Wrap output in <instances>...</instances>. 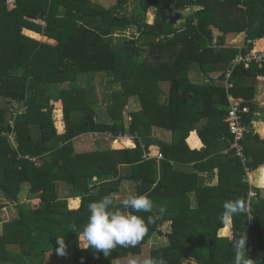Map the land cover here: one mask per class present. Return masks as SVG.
<instances>
[{"label": "trees", "instance_id": "16d2710c", "mask_svg": "<svg viewBox=\"0 0 264 264\" xmlns=\"http://www.w3.org/2000/svg\"><path fill=\"white\" fill-rule=\"evenodd\" d=\"M113 1L0 0V192L17 206L14 218H0V264H44L47 254L58 252L60 238L72 264H113L115 258L139 254L157 235L166 241L153 243L149 256H162L167 264H233L223 232L230 227L246 238V258L264 264V187L245 180L246 167L264 165V135L251 134L250 121L245 124L257 109L264 58L248 68L240 64L226 77L236 54L264 49V0ZM131 26L136 36L113 40L115 29ZM241 34L243 41L230 45L229 38ZM138 42L145 45L142 57ZM100 72L110 77L112 88L104 107L90 83ZM84 76L85 86L79 84ZM228 94L248 108L240 113L247 129L241 140L245 164L230 149L224 120ZM132 97L138 108L128 110ZM58 107L63 132L53 120ZM157 128L169 138L158 137ZM11 130L14 143L7 135ZM106 132L129 134L135 146L74 147L79 135ZM193 136L201 146L192 145ZM152 145L162 160L145 158ZM124 180L165 212L138 247L118 248L108 257L82 249L73 229L87 223L88 204L115 197ZM59 183L67 186L65 196ZM23 189L37 194L38 203H20ZM70 197L80 198L77 208L68 207ZM238 198H251L252 216L235 217L230 226L221 219L223 203ZM6 204L0 203V210ZM135 214L145 220L149 215ZM167 222L170 230L163 232Z\"/></svg>", "mask_w": 264, "mask_h": 264}, {"label": "clouds", "instance_id": "9594fccd", "mask_svg": "<svg viewBox=\"0 0 264 264\" xmlns=\"http://www.w3.org/2000/svg\"><path fill=\"white\" fill-rule=\"evenodd\" d=\"M137 187H142L143 181L135 182ZM165 209L157 207L148 194L129 192L123 199L112 195H105L88 204V220L82 230L77 231L79 246L84 249H93L108 257L118 248L138 247L149 233V226L159 219ZM135 213H148L147 219ZM251 217V198H238L223 203L221 219L230 226L235 217ZM224 238L232 245L234 257L233 264H254V260L246 258V238L235 232L230 227ZM60 254H64L63 239H59ZM129 264H167L161 257L148 256L143 259H131Z\"/></svg>", "mask_w": 264, "mask_h": 264}, {"label": "crops", "instance_id": "0c3cea01", "mask_svg": "<svg viewBox=\"0 0 264 264\" xmlns=\"http://www.w3.org/2000/svg\"><path fill=\"white\" fill-rule=\"evenodd\" d=\"M96 1H98V0H96ZM109 1L110 0H99L98 2L105 4V5H110L113 3V2L110 3ZM149 9L154 10L153 8H149ZM152 18H153V16H152ZM24 32L26 34H28L29 36L37 38L39 40H47L50 43H54V40L46 39L43 36H41L40 34L33 33L32 31L24 30ZM241 36H243V34L238 35L237 37L231 36L229 38L230 45H233L234 41H237L236 43H234L235 45L240 44V42L243 41V37H241ZM260 42L263 46L264 39H261ZM86 83H87V76H84V77H82L81 80H79V84H81V85L85 86ZM90 83H92L94 85L93 81H90ZM98 87H99V89H98ZM106 92H107V90L105 89V87H100V86L96 87V91H95L96 101H97V104L99 106L104 107L109 103V101L106 99V96H105ZM132 98H134V97H132ZM254 100L256 102L257 109H256V111L251 113L252 118L250 119V122L254 116H256V118H255V120H253V123L248 128V131H250L251 134L258 133V134L264 135V78H260L258 80L257 93L254 97ZM130 105H131V103H129V105H128V110H135L138 108V104L136 102L133 103V106H130ZM54 117L58 119L57 124H56V122H54L57 130L59 132H63L64 122H63V115H62L61 108L58 107V108H55L53 110V120H54ZM110 139L111 138L107 137L105 134L102 135V134L90 133V134L79 135L77 138H75L73 140V143H74V147L76 148V150L77 149L91 150V149H95V148L99 149V148H108V147L109 148H133L135 146L134 142H133L132 138L129 136V134H125L123 137H121V139H116V140H120L118 144L115 143L116 140L113 141L112 139L111 140ZM76 142L78 144L77 145L78 147L75 145ZM191 143L193 146H198V147L201 146L200 140L198 139V137H195V136L192 137ZM154 147H156V146L155 145L150 146L149 150H150V148L154 149ZM157 151H158V149L153 150L152 154H155ZM249 180H250V184L252 186L263 188L264 187V165L260 166L256 169L249 170ZM65 187H66V190L59 188V191L61 192V195H63V196H65L66 192H67V186H65ZM133 189H134L133 182L129 181V180H124L115 197H118L121 199V198L125 197L129 192L133 191ZM79 203H80L79 197L68 198V207L70 209L77 208L79 206ZM70 261H71V259H70ZM113 263H114V260H113Z\"/></svg>", "mask_w": 264, "mask_h": 264}, {"label": "rangeland", "instance_id": "374dc122", "mask_svg": "<svg viewBox=\"0 0 264 264\" xmlns=\"http://www.w3.org/2000/svg\"><path fill=\"white\" fill-rule=\"evenodd\" d=\"M11 2L9 4H11ZM109 2L111 3V2H114V1L110 0ZM190 10L191 9H187L185 12L187 13ZM153 14H154V10H152V9L150 10L149 9L147 11V14H146V19L148 18V20H151ZM135 34H136V31H135L134 27L131 26V27L124 28V29H115L114 32H113L112 38H113L114 41L117 42V41H122V40H125V39H132L135 36ZM137 44H138V46H139V48H140V50L142 52V55H141V57H142L143 54H144V51H145V45H143L140 42H138ZM100 73H101V75H99V74L92 75V77L90 79H92L95 87H97V86L105 87V89L107 90V92L105 93V96H106V99L109 101L110 92L112 90L111 83H110V77H107L104 74L106 72H100ZM98 89H99V87H98ZM130 102H131L130 106H133V103H135V102L137 103L135 98H131ZM255 118H256V116H254L253 119L251 120V122L248 124V126H247L248 128L253 123V120H255ZM54 122H56V124L58 122V119L55 118V117H54ZM155 132H156V135L158 137H160V138H165V139L169 138V133L166 132L165 130L161 129V128H157ZM75 145L76 146L78 145L77 142H76ZM156 149H158V151H159V148L157 146L154 147V149L150 148L149 151L152 154V151L156 150ZM58 187L60 189L66 190V187L62 183H59ZM2 202L3 203L4 202L7 203L6 206L3 207L0 210V218L2 219V221L14 218L17 215L16 203H12V202L8 203L6 201V199L4 198V196L2 195V193L0 192V203H2ZM19 202L20 203L26 202V203H29L30 205H35V204L38 203V195L37 194H29L28 195V192L25 189H23L21 191L20 195H19ZM2 221L0 222V232H1ZM161 230L163 232L169 231L170 230L169 223L168 222L164 223L161 226ZM223 232L227 233V229H225ZM165 241H166V238H165L164 235L154 236L151 239H149L142 246V250H141V252L139 254H129L127 256L115 258L113 264H129V261L131 259H143L145 257H148L149 256L150 246L153 243H155V242H165ZM54 259L56 260L55 264H72L68 254L65 251H64V254H60L59 252H55V253H52V254L51 253L47 254L45 259H44V261H45L44 264H53L52 261Z\"/></svg>", "mask_w": 264, "mask_h": 264}, {"label": "built area", "instance_id": "2783aa9c", "mask_svg": "<svg viewBox=\"0 0 264 264\" xmlns=\"http://www.w3.org/2000/svg\"><path fill=\"white\" fill-rule=\"evenodd\" d=\"M137 33L135 34V36ZM215 41L213 40V43ZM240 49L241 47L238 46ZM256 50L248 51L245 53H238L235 55V57L231 61V66L226 72V77L229 78L231 71L234 67L242 64L244 68H248L252 62H255L257 64L261 63V61L264 58V49L262 47L255 48ZM226 80V91L228 88L231 87V83L227 82ZM228 98V106H227V115L225 116V122L228 124L229 133L232 135V141L230 144V149H234L236 154L239 155L241 162L243 164L246 163V157L243 153V147L241 145V140L244 138L245 133L247 132V129L245 128L244 124L241 121L240 113H246L248 112V108L241 105L240 99H235L229 94L227 95ZM12 118L9 120V124L12 127L13 126V118L16 115V110L12 109ZM107 137L112 138L113 141L116 139H121L124 135L119 134L118 136H113L111 133L106 132L104 133ZM10 141L14 143V133L11 130L7 133ZM130 136V135H129ZM133 140V136H130ZM134 142V140H133ZM135 145V143H134ZM226 152V151H225ZM145 158H156V160H162L163 154L160 151H157L154 155L149 152H145ZM245 180L250 184L249 180V170L246 167V177ZM251 185V184H250ZM250 196H254L255 192L254 190L249 191Z\"/></svg>", "mask_w": 264, "mask_h": 264}, {"label": "water", "instance_id": "95a60500", "mask_svg": "<svg viewBox=\"0 0 264 264\" xmlns=\"http://www.w3.org/2000/svg\"><path fill=\"white\" fill-rule=\"evenodd\" d=\"M251 118H252V114L250 113V114L247 116L246 120H245V124H248V122L250 121Z\"/></svg>", "mask_w": 264, "mask_h": 264}]
</instances>
